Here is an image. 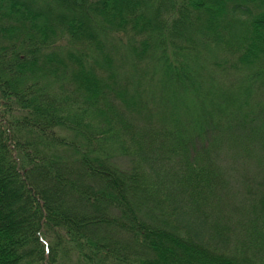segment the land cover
<instances>
[{"label":"trees","instance_id":"1","mask_svg":"<svg viewBox=\"0 0 264 264\" xmlns=\"http://www.w3.org/2000/svg\"><path fill=\"white\" fill-rule=\"evenodd\" d=\"M0 264H264V0H0Z\"/></svg>","mask_w":264,"mask_h":264},{"label":"rangeland","instance_id":"2","mask_svg":"<svg viewBox=\"0 0 264 264\" xmlns=\"http://www.w3.org/2000/svg\"><path fill=\"white\" fill-rule=\"evenodd\" d=\"M234 222L236 221V219L235 220H233ZM227 226H228V223H227Z\"/></svg>","mask_w":264,"mask_h":264}]
</instances>
